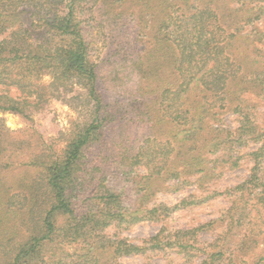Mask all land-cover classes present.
<instances>
[{
    "label": "trees",
    "instance_id": "16d2710c",
    "mask_svg": "<svg viewBox=\"0 0 264 264\" xmlns=\"http://www.w3.org/2000/svg\"><path fill=\"white\" fill-rule=\"evenodd\" d=\"M236 1L239 7L232 10L248 23L254 22V14L260 19L264 13L261 1ZM215 4L0 0V112L32 118L54 99L83 115L63 148L46 144L21 162L25 175L16 186L0 180L3 212L10 216L19 204L15 227L27 231L10 237L8 251L0 241V264H116L131 254L167 257L173 248L183 255L180 264H194L199 254V264H232L234 258L225 251L231 227L216 242L199 239V231L212 222L195 228L164 225L143 244L121 235L144 221L167 223L177 211L197 203L185 198L170 205L157 202L156 196L187 187L191 177L206 190L223 165L240 166L236 146L247 139L261 145L251 152L250 178L237 188L258 189V200L264 202V129L243 93L264 94V71L255 65L264 54L252 39L261 34L255 24V31L244 32L236 17L233 30L226 28L224 5ZM129 8L141 20L149 12L151 25L137 32L124 27L115 43L120 57L108 58L105 63L114 64L111 71H101L104 62L93 57L86 37L90 21L99 11L101 30L111 20L125 25ZM138 15L132 12V20L137 22ZM138 32L147 40H140ZM121 71L128 73L123 79ZM43 75L51 78L46 85L34 82ZM114 78L121 79L115 88ZM105 90L127 97L108 99ZM225 112L239 115L237 128L224 125ZM9 132L0 117V172L18 164L14 155L21 146ZM118 180L124 181L119 187ZM220 194L215 190L206 198ZM253 264H264V255Z\"/></svg>",
    "mask_w": 264,
    "mask_h": 264
},
{
    "label": "rangeland",
    "instance_id": "374dc122",
    "mask_svg": "<svg viewBox=\"0 0 264 264\" xmlns=\"http://www.w3.org/2000/svg\"><path fill=\"white\" fill-rule=\"evenodd\" d=\"M248 1H252L251 3L256 1L264 3V0ZM221 2H225L223 3L224 6L220 5ZM213 3H216L215 8L219 7V5L223 6L222 13L225 15L226 28L233 30L235 27L236 12L232 9L239 7L238 2L236 0H213ZM245 10H241L240 14L244 15ZM132 12H135L136 16L139 14L136 10L132 11L129 8L123 16L125 25H120V23L111 20L110 22L107 21L108 23L103 27V30L98 26L99 21L104 20L103 13L96 11V20L90 21L91 25L88 27L86 37L92 45L93 57L98 61L104 62L101 71H111L114 64L111 63V60L105 63L108 58L116 59L120 57L115 51V45L119 41L121 31L124 27L133 28L137 32L143 26H147V23L151 25L149 23L151 20L148 15L149 12L144 15L142 20L138 15L137 22L132 20ZM257 15L254 14L252 16L253 23L246 22L243 16L236 18L239 21L241 19L240 24L244 25V32L255 31L254 24L258 25L259 30L258 32L256 30V32L261 35H257L252 39L255 44L262 47L264 54V13L260 19H255ZM144 34L138 32L137 37L142 41H146L147 39ZM138 45L143 46L140 43ZM255 65L261 71H264V59L260 63H255ZM127 70L129 71V69ZM119 73L122 79L128 74L126 71ZM50 79L49 75H43L41 78L35 79L34 82L40 85H46ZM130 79L123 80L129 87L133 85ZM120 80L113 79V88L117 87ZM11 93L16 95L15 88H11ZM243 93L246 95L245 98L248 100V105L254 119L264 129V94H259L253 90H246ZM104 94L106 98L112 100L120 96V98L124 99L127 97L126 94L122 93V95H118L109 90H105ZM238 116L235 112H225L222 113L221 119L224 125L235 129L240 125ZM0 117L4 119L6 126L9 128V137L11 140L13 139L21 146L17 152L18 154L14 155H17L15 159L18 161V164L14 167L10 165L8 168H3L0 172V180L2 183H7V185L12 183L15 186L17 185L16 181L25 175L23 168L20 167L22 161L28 159L32 152L38 151V147L42 149L46 144H54L55 148L59 150L63 148L69 140V134L74 125L83 119V115L79 110L72 108L60 100L54 99L44 112L37 113L32 118H27L21 114L12 112H0ZM260 145L261 141H253L252 139L245 140L243 145H237L235 155L238 154L242 157L240 166L235 169H230L228 164L223 165L220 168V175L205 186L206 190H201L196 185V178L191 177L192 184L183 189L171 192H159L156 196L157 202H165L173 205L185 198L190 200L196 199L198 202L177 211L167 223H163L162 221H144L136 224L131 229L122 231L121 235L126 236L133 243L143 244L144 240L152 238L164 225L173 228H195L199 225L212 222L211 225L207 224L204 229L199 231L198 236L201 242L208 244L216 242L231 227L232 229L228 232L225 239L226 245L229 246L228 249H225L227 252L226 256L234 258L232 264L256 263L258 258L264 255V202L258 200V189L247 187L246 190H242L237 187L250 178V172L253 166L251 152L256 150ZM4 159L8 161L7 157H4ZM2 183L0 184L4 185ZM109 183L115 184V180L111 179ZM123 183L124 181H116L118 187ZM215 190L220 191L221 194L213 196L212 198H206L207 195ZM16 191L18 192V190ZM5 204H0V213L3 214L0 219L2 221L0 223V241L7 243L6 251H8L11 245V242H9L10 237L14 234L19 237L22 235L23 237L27 231L25 226L17 225L15 227V224L18 222L17 220L20 219V217L18 218L20 205H15V208H12V213L10 212L9 216L3 212ZM14 210H18V212H13ZM231 215L233 216V220L231 219ZM230 221L232 223L231 225ZM17 229H19V232L14 233ZM110 232H114V229H111ZM202 257L203 255L201 256L199 254L194 260V264H199ZM183 259V255L176 248H173L169 251L167 257L161 254H131L119 258L116 264H168L170 260L173 261V264H180ZM224 263L226 264V262Z\"/></svg>",
    "mask_w": 264,
    "mask_h": 264
}]
</instances>
